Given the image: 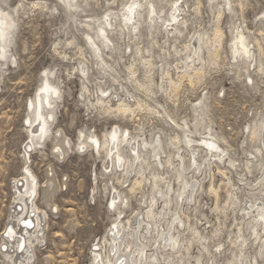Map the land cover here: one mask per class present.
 Instances as JSON below:
<instances>
[{"label":"rangeland","instance_id":"374dc122","mask_svg":"<svg viewBox=\"0 0 264 264\" xmlns=\"http://www.w3.org/2000/svg\"><path fill=\"white\" fill-rule=\"evenodd\" d=\"M131 1L76 0L69 8L57 0H0L14 23L9 53L0 57V264H9L3 259V239L16 199L14 182L26 168L36 178L34 202L44 216L27 264H92L93 248L117 218L118 212L108 208L114 190L124 201L116 204L123 223H133L135 216L141 220L151 197L169 191L165 216L140 230L147 240H155L156 228L166 230L179 218L184 226L179 225L180 240L192 243L187 257L214 255L216 264L256 258L264 264L261 243L250 240L242 252L231 244L238 229L247 238L251 234L243 210L264 191V0H183L179 18L186 22L179 32L172 31L173 25L165 29L159 19L169 15L170 0H140L141 24L134 30L123 22L127 29L120 30V20L112 19L114 29L107 30L112 46H101L104 63L96 66L86 35L97 40L99 24L89 19L103 23L107 11L118 14ZM147 1L154 2L157 13L151 22ZM235 32L246 38L248 58H233ZM43 76L60 89L51 130L70 143L62 158L50 141L29 155L25 151L26 106ZM120 104L131 114L104 112ZM113 126L160 143L158 158L147 148L145 162L139 160L125 175L116 167L105 171L103 155H91L90 148L78 151L79 131L101 138ZM184 136L195 141L214 137L223 150L222 162L199 146L192 155L181 143ZM179 172L190 186L182 198L176 196ZM155 175L163 179L153 187ZM134 181L142 183L134 186ZM162 206L158 201L153 211ZM193 229L198 234L192 235ZM200 237L207 240H202L206 251Z\"/></svg>","mask_w":264,"mask_h":264},{"label":"bare ground","instance_id":"6f19581e","mask_svg":"<svg viewBox=\"0 0 264 264\" xmlns=\"http://www.w3.org/2000/svg\"><path fill=\"white\" fill-rule=\"evenodd\" d=\"M57 1L65 3L69 8L77 5L75 2L76 0ZM182 1L183 0L168 1V4L170 6L169 15L166 16L167 18H164V20L163 18H159L160 21L162 20V22L167 25L165 29H168V26L173 25L172 31L174 30L176 32H179V28L186 22H184V19H180L181 13L184 12V8L180 6V3ZM146 3V14L149 16V21L151 22L152 16H157L155 4L153 1H147ZM141 6L142 5L140 0H132L131 2L124 4L122 6V9L119 10L118 14L113 11H107L104 15L103 23L100 22V19H89V21L99 24L97 31V40H94L88 34L86 35L89 47L92 49V52L94 54L96 66H98V63H100L101 65H103L104 63L100 52L101 46H112V41L108 36V31L114 29L112 19L120 20V30H122L123 28L127 29L126 25H123V27L121 26L123 22L126 24H130L131 29L135 30L141 24L142 17L141 13L138 12ZM220 16L221 14L219 13L217 18H219ZM139 17L141 18L139 19ZM13 25L14 23L10 14L5 12L0 7V57L2 59H5V57L9 53L8 49L12 38V32L14 28ZM219 35L220 33L218 31H215V37L217 39H219ZM196 46L199 50L200 42H198V45ZM237 55L244 58H248L250 55V50L246 38L239 32H235L232 38V56L234 58ZM85 72L86 70L84 68V70L81 71V74L85 76ZM59 94L60 89L58 88V86L50 82L49 79L45 76L42 80L41 85L35 92L33 98L28 101L26 106L27 110H29V114L27 117L28 142L25 145L26 154H30V149H42L41 147H44L47 141L54 143L52 150H55V153L59 158H62L64 154L67 153L68 150H70V143L65 137L62 138L61 132L59 130H56L54 132L51 130V127L56 119L54 111V101L58 98V96H60ZM104 112L107 114H114L116 116L121 115L123 117H126V115L128 116V114H131V109L127 105L120 104L113 108L109 107L108 109L104 110ZM255 135V132H252V138ZM213 138H201L199 141H195L190 139L188 136H184L181 143H184V146L191 149L192 155H195V153H197V148L199 146L200 148H202V150L204 149L208 152H212L214 154L212 155V157L215 158L216 161L222 162L223 150L220 148L215 138ZM78 141V151L81 152L86 148H90L91 155H103L105 171L116 167L118 169H122L121 171L124 172L125 175H127L131 170H134L136 162H138L139 160L145 162V158H147V155L144 154L143 151H146L147 148H150L151 151L149 154H152L155 158H158L157 152L161 149L158 140L156 141L158 145H154L153 143H151L152 141L147 142L145 139L141 140L139 137L132 136L128 129L120 128L119 126L111 127L109 131L105 132L102 135L101 138L92 133L84 134L83 131H79ZM86 141L88 145L86 144ZM93 141H95V143ZM153 142L155 143V141ZM194 144L197 145L196 148L191 147V145ZM64 146H66L67 150H63ZM57 149H59V152L56 151ZM169 161L170 157L168 158V162ZM125 166L127 167L125 168ZM229 166H233L231 162H229ZM162 179L163 178L159 175L153 176L151 178L153 187L158 185L159 181ZM180 180L181 173L179 172L177 181L180 182ZM141 183L142 181H134L133 185L139 186L141 185ZM262 185H264V182L262 183ZM134 186L129 189L130 192L134 190ZM189 187L190 186L188 181L181 180V192H178L176 196L178 198H182L185 194V191ZM13 189L15 191L16 199L14 202L12 214L10 216V221L6 226V231L11 228L13 230V233L20 234V237H17L16 235V239L14 240V242H11L10 239H12L13 236L9 238L8 236L4 235L3 251L5 252L3 254V259L6 260L9 264H27L32 259L31 249L35 245L34 243H39L40 241V237L43 232L42 221L44 217L42 215L43 213L38 209L34 202L37 196V182L35 176L28 168L25 169L22 177L14 182ZM167 191L168 190H166V192H160V196L158 198L156 196L151 197L148 205L149 209L143 214L144 217H142L141 220H138V217L135 216L133 223L128 220L123 223V211L120 210L121 208H117L116 204L117 202H121L122 206L124 201L121 200L119 194L114 190V195L108 202V208H111L118 212L117 218L112 223V227L109 230L107 237L103 238V241L100 242L99 247L95 245V247L93 248L91 252L92 264H216L217 258L214 255H212V257L208 260H205L203 254H200L193 258H190L189 256L187 257L186 252L189 251V247L192 243L188 241V243L186 242L184 244V242L180 240L182 232L179 230V225L182 226L181 228H183L184 226L179 218H175L173 221H171L168 224L166 230L158 231V229L155 227L157 230V237L155 238V240H153V238L152 240H147L145 236H141L140 230H143L144 225L147 226L151 222H155L156 219L161 220L165 216V211L172 198V196L167 193ZM259 192L260 199L255 200L253 204H251L247 209L243 210V213L245 212L246 217L249 218L248 224L250 230L252 231L251 234H248L247 238L243 236V234L241 235V229H238L239 235L236 237L237 239L235 238L236 240H234V242L232 241L233 243H231L233 247L235 246L237 247V249H241V252L243 248L247 247L248 245L251 246V243L258 242L261 243V246L264 245V191ZM230 200L231 199H229V201ZM158 201L161 202L163 206L160 211H157L155 213L153 211V207L158 203ZM26 220L31 222V228L24 227V225L22 224V221ZM175 224L177 226H175ZM150 229H152V227H150ZM145 230L147 231V229ZM191 232L192 235H196L197 233V231L194 229L191 230ZM156 234L154 233V235ZM202 240L206 239L200 237L199 244L206 251V249L203 247L204 245L202 243ZM250 240L251 243L249 242ZM21 241H23L24 244L22 251L18 247ZM248 242L250 244H248ZM5 246L7 247V250H4ZM106 246L108 248L103 256L102 250H106ZM262 248L264 249V246L261 247V249ZM221 250H223L221 246L217 247V253L215 254L217 255V257L220 256ZM183 252L185 254L180 255ZM227 264H231V262H227ZM237 264H257V260L256 258H253L252 260L243 258L240 261L238 260Z\"/></svg>","mask_w":264,"mask_h":264},{"label":"snow or ice","instance_id":"6c2138e0","mask_svg":"<svg viewBox=\"0 0 264 264\" xmlns=\"http://www.w3.org/2000/svg\"><path fill=\"white\" fill-rule=\"evenodd\" d=\"M95 143V141H93ZM57 152H59V149L56 150ZM22 224L24 225V227H27V228H31L32 225H31V222L30 221H22ZM5 235L8 236L9 238H11L14 233H13V230L11 228H9L6 232H5ZM18 247L20 248V250L22 251L23 250V247H24V244H23V241H21V243L18 245ZM4 250H7V247L5 246Z\"/></svg>","mask_w":264,"mask_h":264}]
</instances>
